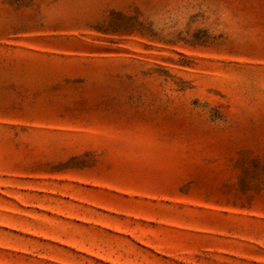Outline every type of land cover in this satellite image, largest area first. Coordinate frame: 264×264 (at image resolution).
Returning a JSON list of instances; mask_svg holds the SVG:
<instances>
[{"label":"rangeland","instance_id":"374dc122","mask_svg":"<svg viewBox=\"0 0 264 264\" xmlns=\"http://www.w3.org/2000/svg\"><path fill=\"white\" fill-rule=\"evenodd\" d=\"M0 264H264V0H0Z\"/></svg>","mask_w":264,"mask_h":264}]
</instances>
